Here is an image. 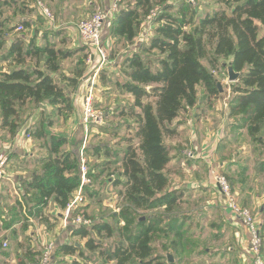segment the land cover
I'll use <instances>...</instances> for the list:
<instances>
[{
    "label": "trees",
    "instance_id": "1",
    "mask_svg": "<svg viewBox=\"0 0 264 264\" xmlns=\"http://www.w3.org/2000/svg\"><path fill=\"white\" fill-rule=\"evenodd\" d=\"M20 2L22 7L18 13L0 18V51L6 48L7 34L19 26L14 17L20 14V25L32 24L24 19L26 13L33 11L28 0H0V6L16 7ZM220 2L230 11L221 8L213 14L201 15L187 0H123L109 26V39L103 35L112 61L119 55L116 47L134 45L147 16L156 7L161 12L154 19L148 44L142 43L138 50L123 58L121 66L126 80L116 82L124 93L131 95L132 102L121 111H113L122 119V126L128 129L134 126L133 133L124 138L121 148L107 142L90 143L88 147L91 181L101 183L107 179L120 187L119 211L113 212V220H97L91 227L72 225L71 236L84 239V245L59 240L52 264H57L55 257L61 255L71 256L72 264H90L92 259L84 247L98 252L102 257L98 264H168L162 253L164 248L176 255L185 250L180 241L186 233L185 191L172 187L168 170L172 156L167 139L178 135L173 121L183 110L198 103L200 91L210 98L221 96L214 75L221 59L231 60L234 70L240 72L237 81L231 84L229 117L237 122L234 125L238 128L247 129L252 138L261 135L264 129V0ZM61 31L60 28L42 31V44L35 40L27 42L23 37L14 38L6 56L0 59H10L13 67L0 72V129L6 130L10 139L19 134L30 117L25 114L29 107L34 109L43 103L51 107L48 116L45 109L41 111L29 130L34 144L46 155L39 154L26 162L33 167L32 179L21 180V196L17 195L14 206L6 207L7 214L1 211L0 231L10 228L20 216L24 217L25 211V218H44L51 199L64 210L81 183L78 149L82 140L72 143L66 133L57 134L45 127H51L55 118H61L65 125L70 122L75 113V91L85 75L78 67L71 76L63 73L62 62L90 49L85 44L63 50L49 36ZM144 53H158L155 67L150 60H145ZM86 57L87 54L80 56L77 63L83 64ZM31 61H35L34 66L29 65ZM102 79L107 80L105 72ZM100 129L118 136V128L113 131L102 126ZM9 155L10 159L18 158L12 151ZM226 176L233 187L231 178ZM89 186L88 196L101 201L97 187ZM91 206L92 202L78 206L74 215L90 218ZM51 217L60 221L58 215ZM116 234L118 240L109 249L96 238H112ZM162 240L165 243L157 246ZM41 252L42 249L26 248L25 254L19 255V264L37 262Z\"/></svg>",
    "mask_w": 264,
    "mask_h": 264
},
{
    "label": "crops",
    "instance_id": "2",
    "mask_svg": "<svg viewBox=\"0 0 264 264\" xmlns=\"http://www.w3.org/2000/svg\"><path fill=\"white\" fill-rule=\"evenodd\" d=\"M45 1L55 9L58 18H62L57 23L54 21L53 27L55 29H64L63 27H65L64 30L74 37L72 40L74 47H79L82 44L75 39V27L71 30L68 29L67 24L72 21V18L90 16L99 8L107 9L113 2V0ZM30 7L32 6L30 5ZM115 16L112 15L105 23L103 35L106 40L109 39V26ZM49 28L46 27V29ZM138 45L139 41L129 46L130 48L128 47L127 51H122L123 54L116 60H122L130 52L132 54L138 49ZM222 94L223 91L218 98H210L200 91L198 103L194 107L188 108V113H181L173 121V126L175 125L174 127L178 131L177 136L180 137L177 144L167 141L171 147L172 156L168 170L172 179V187L185 191L186 202L183 209L186 217L183 220L186 233L180 240L185 245V250L181 254L176 255L171 249L164 248L162 250L166 257L168 253L174 256L173 263H169L167 257L168 264H253L249 251V230L226 207L225 199L213 179L214 170L227 174L233 182V188L238 194L239 200L256 210L257 221L264 237V129L261 135L254 139L249 135L247 129L238 128L237 122L229 117V109L221 108L220 105L214 103L222 101V96L224 97ZM230 97L231 94L228 95V98ZM76 102L77 100H75ZM123 106L125 105L116 107L114 110L121 109ZM75 107L80 123L81 108L78 104ZM75 126L76 120H70L66 124V130L70 131L68 128H75ZM29 130V128L25 130V133L21 130L9 142L11 151L18 156L16 159L20 162L19 168L11 169L10 172L14 175V181L19 183L21 180L32 179L33 167L28 166L26 162L39 154L46 155V153L40 152L41 149L38 145L34 144ZM187 149L193 150L196 157L187 158L184 155V151ZM10 185V182H0V214L2 210L4 213L8 212L6 207L14 206L18 198L14 187L13 190L9 188ZM203 194H207L209 197L203 198ZM195 195L197 200L192 203L189 199ZM117 202L115 206L119 211ZM256 202L257 205H255ZM50 206L54 210H49ZM47 209L52 211L50 216L55 214L60 217V221H58L60 232L56 236V238L58 236L60 238L56 239V242L62 239L69 240L70 228L64 229L62 226L64 210L59 208L54 199L49 201L45 209L46 217L49 216ZM25 212L23 213L24 217L20 216V219L10 228L0 231V264H19L21 253L7 251L8 246L4 247L3 243L17 241V243L24 244L21 241L22 238L29 236V231L33 232V224L37 218L31 216L25 218ZM4 213L3 217L6 216L8 219L7 213ZM2 223V219H0V228ZM22 229H26V231L21 232ZM31 241H33L32 238ZM162 243H165V240L157 243V246L160 247ZM27 248L33 250L32 248L35 247L28 246Z\"/></svg>",
    "mask_w": 264,
    "mask_h": 264
},
{
    "label": "rangeland",
    "instance_id": "3",
    "mask_svg": "<svg viewBox=\"0 0 264 264\" xmlns=\"http://www.w3.org/2000/svg\"><path fill=\"white\" fill-rule=\"evenodd\" d=\"M28 1H29V6L30 5L32 6L31 8H33V11L26 13L24 15V19L29 20V22L32 24L28 27L22 25L23 26L22 29L17 27L13 31H11L9 34H7L8 41L6 44V48L3 51H0V59L6 56L7 50L9 46L11 45V42L14 38L23 37L26 39L27 42L30 40H33V41L35 40V43L42 44L43 41H42L41 32L44 31L46 27H50L53 30H57L53 27V22L55 21L57 23V21L59 22L62 18L61 19L58 18V15L55 9L49 6V4H46L45 0H42V2L47 6V8L50 10V12L54 16V21L51 22L45 16H43L42 13H40L41 10H40V7L38 6L37 0H28ZM21 3L22 2L16 5V7L15 6L9 7V6H3V5L0 6V18L3 19L8 15H11L13 13H18L19 9L22 7ZM193 5L197 7L198 12L201 15H205L207 13L213 14L215 10L221 9V8L223 9L227 8L228 11H230L229 7L226 4L220 2V0H193ZM19 15L20 14H18V17H14V22L16 23V26H18V24L20 25L21 18L19 17ZM87 17L81 16L78 18H72V21H70L69 24H67L68 29L71 30V28H74L75 25L81 19H85ZM40 18H43L44 21H42ZM151 26L152 25L150 24L149 27L146 26L145 28L142 29L140 36L137 39V41H139V45L137 47L138 49L140 48L142 44L140 42H143V44H148L147 42H149V40L151 39V36L153 34V30L151 29ZM37 28L39 32H36ZM63 28L66 29L65 27ZM64 29H62L61 33L56 34V35L49 33L50 39H52V41H57L58 43H60L59 46L63 48V50L74 48V42L72 41L74 37H72L71 34H69L68 31H65ZM103 31H104V28H103ZM75 35H76L75 39L78 40L80 44L85 45L84 40L81 38L79 34H78L79 36L77 35V32ZM128 47L121 48V46H117L116 50L119 49L118 56L123 54L122 51L124 50L127 51ZM86 54H87L86 60L84 61L83 64L79 65L77 61L80 60V56L86 55ZM89 54H91V50L87 49L84 52L76 53L73 57L67 58L62 62V72L66 73L67 75L71 76L74 72L73 70H76V67L84 70V75H85V77L83 78L84 80H81L80 86L75 91V95H74L75 100H77L75 104L76 105L78 104L79 108H81L80 109L81 110L80 123L78 121V113L76 114L77 110L75 107V114H73V116L70 119V120H76L75 128H68L70 129V131L66 130V125L62 121L61 118H55L54 124L51 127H47V125H45L47 130L50 132H54L57 134L66 133L72 139V143H75V144L79 140H82V137H84L85 135V128L83 126L84 125L83 123L84 121V100H85V95L90 87V84L93 81V77L96 71L98 70V64H99L97 61L98 60L97 57H96V63L93 61H89L88 60ZM129 54H131V52ZM143 55L146 61L150 60L152 62L153 67L157 65L158 59H159L158 53H144ZM122 61L123 59L116 60L112 62L109 66H106V67L104 66V68L100 70L99 75L97 79L95 80L96 89H95L94 107L96 110L106 113V118L103 120L102 124H93L91 126V129L89 130V133H90L89 137H90V143L92 144L99 143V142L101 143L107 142V143H110V145H112L114 148H121L123 147V144H125L124 138L129 137L133 133L132 131H133L134 126L130 129L126 128V126H122V119H120V117H117L115 115L117 113H114L113 111L116 107H121L122 105L127 106L129 103L132 102L131 95L129 93H124L121 87H119L116 84L117 81L122 82L126 80V77L123 75V72H122L123 70L121 66ZM230 62L231 60L221 59L218 69L214 71V75L216 76L218 84L222 88V91L224 94V97L222 96L221 102H214V103H216V105H220L221 108H227L226 104L230 102L229 101L230 98H228V95L232 94V87H231L232 83L228 79V72H227L228 71L227 66ZM34 64H35V61H31L29 65L34 66ZM12 68L13 67L11 65L10 59L0 60V72L4 70H11ZM102 72H105V76L107 79L106 81L102 79ZM50 109L51 107L49 106L48 103H43L42 105H39L34 109H32V107H29L28 110L25 112V114L30 115V117L28 118L27 122H25V124L22 126V129H21L22 132L25 133L24 132L25 130H27L28 128L30 129V125L33 126L32 123L35 124L36 120H38V117L41 111L44 110L46 116H48L50 113ZM119 110L121 111V109H118L116 111H119ZM187 111H188V108L183 110L182 114L188 113ZM102 126H108L110 127L111 130H113V128H118V136H113L112 134L101 132L100 127ZM179 137L180 136L176 135V137L172 139H167V141L170 142L171 144H175V143L177 144L179 142ZM11 140L12 139L8 137L6 130L0 129V153L10 154V151L12 149H11V146L9 145V142H11ZM134 141L137 142L136 139ZM69 146L71 145L69 144ZM19 165H20V162L16 158L13 157L9 161L7 171L8 170L10 171L11 169L17 170V168H19ZM92 185L97 187V189L99 190L100 196L102 197V200L97 202L95 201L96 199H93L95 197L91 198L90 196H88V192L86 193V200L84 203L86 204V202L87 203L92 202V206L88 210L90 218L94 219L95 221L113 220L112 214L113 212H116L118 210L115 206L116 202L120 201V198L117 195L120 190V187L114 186L113 183L107 179L103 180L101 183L100 182L95 183L91 181V185L89 187H91ZM13 187L15 188V186L11 184L9 188H12L13 190ZM206 197L208 198L209 196L207 194H203V198H206ZM196 198L197 196L195 195L192 199L190 198L189 200L193 203L197 200ZM240 203L243 206L250 208L252 212L254 213L255 218L257 219L256 210L251 208V206L244 204L242 200H240ZM255 205H257V202ZM48 209L54 210V208H51V206ZM48 209H47V212H48L47 214H49V216L47 217L45 216L42 219L40 218L35 219L33 228H32L33 232L29 231V234H28L29 236H26L22 238L21 240L24 244L17 243V241L14 243H12V241L11 242L7 241L8 247L6 248V250L10 252H14V253L18 251L21 254H25L26 248L28 246L35 247V248H32L33 250H36V249L40 250L42 248V244H45L48 240L52 239L56 241V239L60 238V236L56 238L57 233L60 232V228H59L60 224L58 223L59 220L56 221L55 218L53 217L51 218L50 214L52 211H48ZM25 231L26 229L21 230V232H25ZM92 235L95 236V233H92ZM31 238L33 241H31ZM96 238L98 240H101L102 244L105 246L106 249H109L113 247L116 241L118 240V235L116 234L112 238L103 237L101 239L98 236ZM68 239L69 240L65 242H71V243L78 242L82 246L84 245V242H85L84 239L71 236V233ZM84 250L86 254L90 256L92 259L90 264H98L99 262H101L102 257L99 256L98 252H92L86 249L85 247H84ZM61 259H64V260H61ZM72 259L73 258L71 256L67 257L63 255L55 257L57 264H72Z\"/></svg>",
    "mask_w": 264,
    "mask_h": 264
},
{
    "label": "built area",
    "instance_id": "4",
    "mask_svg": "<svg viewBox=\"0 0 264 264\" xmlns=\"http://www.w3.org/2000/svg\"><path fill=\"white\" fill-rule=\"evenodd\" d=\"M193 4V0H187ZM123 0H113L107 9L99 8L92 15L85 19H81L75 25V31L81 36L85 44L89 46L91 54L88 56L89 61L96 63V57L98 58V70L96 71L93 81L85 95L84 100V128L85 135L82 138L81 145L79 146L78 153L80 156V175L81 183L74 193L73 198L70 200L67 207L64 209L62 214V226L64 229L70 228L72 225L91 227L95 220L89 217H85L82 214L74 215V211L78 206L84 205L86 200V188L91 184V178L89 176L90 171V157L88 155V147L90 145V133L89 130L93 124H102L103 120L106 118V113L96 110L94 107L95 99V80L97 79L99 72L104 66H109L113 61L110 58L109 46L104 42L103 39V28L105 23L112 17L116 15L120 10ZM40 10L49 21H54V16L47 8V6L42 2V0H37ZM161 12L160 7H156L145 19L142 27H149L151 24V29L153 30V22L155 17ZM22 25L18 28L22 29ZM142 28V29H143ZM145 40V39H144ZM229 104H226L228 108ZM184 155L187 158H195L196 153L193 150L187 149L184 151ZM9 154L0 153V182L5 181L11 183L15 186L16 195L21 196L20 183L14 181V175L8 169L9 165ZM213 179L215 184L218 186L220 192L222 193L226 207L236 215L243 224L247 227L250 234L249 241V251L252 257L253 264H264V237L252 210L240 203L238 194L233 190V187L223 172L214 170ZM57 242L54 240H48L45 244H42V252L39 260L34 264H52V258L55 252ZM4 247L8 246V242L3 243Z\"/></svg>",
    "mask_w": 264,
    "mask_h": 264
},
{
    "label": "water",
    "instance_id": "5",
    "mask_svg": "<svg viewBox=\"0 0 264 264\" xmlns=\"http://www.w3.org/2000/svg\"><path fill=\"white\" fill-rule=\"evenodd\" d=\"M227 72H228V79L229 81L232 83V82H236L237 79L239 78L240 76V72H236L233 68V65H232V62H230L227 66ZM219 85V84H218ZM220 87V85H219ZM220 90L222 91V88L220 87ZM167 257H168V262L169 263H173L174 262V256L171 254V253H168L167 254Z\"/></svg>",
    "mask_w": 264,
    "mask_h": 264
}]
</instances>
